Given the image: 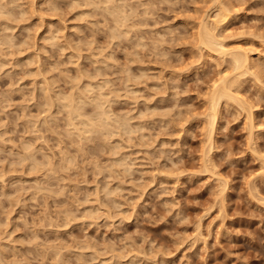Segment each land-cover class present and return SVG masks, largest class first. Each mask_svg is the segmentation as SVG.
<instances>
[{
  "label": "rangeland",
  "instance_id": "1",
  "mask_svg": "<svg viewBox=\"0 0 264 264\" xmlns=\"http://www.w3.org/2000/svg\"><path fill=\"white\" fill-rule=\"evenodd\" d=\"M0 264H264V0H0Z\"/></svg>",
  "mask_w": 264,
  "mask_h": 264
},
{
  "label": "bare ground",
  "instance_id": "2",
  "mask_svg": "<svg viewBox=\"0 0 264 264\" xmlns=\"http://www.w3.org/2000/svg\"><path fill=\"white\" fill-rule=\"evenodd\" d=\"M216 2H217V0H216ZM220 4L221 3H219L218 8H217V11H216V13L214 15H210L209 14L210 16H208V20L205 21V22L202 21V27H201L202 30L200 28V31L202 33L201 34L202 35L201 36L202 37L201 38V42H202V44H203L204 47L211 48V49L213 48V49H215V51L217 49V52H219L221 55H229L231 57V60L233 61L232 62L233 65L235 64V69L236 68L239 69V73L242 75V73H244L246 71H248V72H250V70L252 71V69H253L252 66L254 67V64H255V63H253L254 62V60H253L254 56H252V54H251L252 51L250 49H246L243 46H237V47L235 46L234 48L228 47L224 43V39H226V38H224V39L221 38L219 36V34L216 32V30L219 28V26H221L225 22V19H227V16H228V7H225V6L220 5ZM229 13H230V11H229ZM223 37H225V36H223ZM252 60H253V62H252ZM237 71L238 70H236V72ZM237 77H238V73H237ZM229 78H230L229 76L228 77L225 76L223 78V80L219 84H217V86L215 87L214 93H213V97H212V109H210V110H211V116H212V123H214V124H215V121H216L217 112L219 110L218 104L221 102V100H226V99H223V98H228V99L233 98L234 99V97L236 96V95L235 96L233 95L232 88L234 87V85L232 87V83L229 82L230 81ZM234 80H235V78H234ZM232 81H233V79L231 80V82ZM102 95L100 94V96H102ZM69 98H67V99H69ZM235 100H236V98H235ZM71 101H72V99H71ZM71 103L73 104V102H71ZM79 106H78V108H77V106L76 107L74 106L77 109V111H81V110H79ZM73 109L74 108H72V110ZM74 114H76V113H74ZM102 114H104L105 116L108 117L107 111H105V110L102 111ZM84 116H86V114ZM101 116H99V117H101ZM104 119H106V118H104ZM100 123H102V122L100 121ZM103 124H105V123H103ZM208 139H209L208 141L210 142L209 144H211L212 143V139H213L212 138V134L209 135V138Z\"/></svg>",
  "mask_w": 264,
  "mask_h": 264
}]
</instances>
